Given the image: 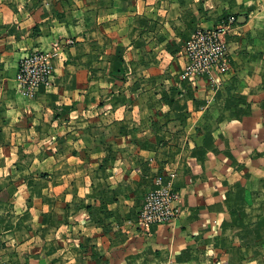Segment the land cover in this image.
<instances>
[{"label":"crops","instance_id":"obj_1","mask_svg":"<svg viewBox=\"0 0 264 264\" xmlns=\"http://www.w3.org/2000/svg\"><path fill=\"white\" fill-rule=\"evenodd\" d=\"M228 15L226 72L184 76ZM158 175L180 212L142 224ZM0 264H264V0H0Z\"/></svg>","mask_w":264,"mask_h":264},{"label":"built area","instance_id":"obj_2","mask_svg":"<svg viewBox=\"0 0 264 264\" xmlns=\"http://www.w3.org/2000/svg\"><path fill=\"white\" fill-rule=\"evenodd\" d=\"M235 16L228 15L216 28H196L184 44L187 58L183 75L197 77L212 71L224 73L230 63L228 44L221 33L231 29ZM67 43L73 42L67 38ZM59 40L54 42L58 47ZM52 53L40 48H32L18 60L15 78L21 91L26 95L36 93L40 85L52 84ZM158 186L148 191L138 212V221L142 224L169 222L180 212L177 202L178 191L174 188L171 178L162 182L161 175L156 177Z\"/></svg>","mask_w":264,"mask_h":264}]
</instances>
